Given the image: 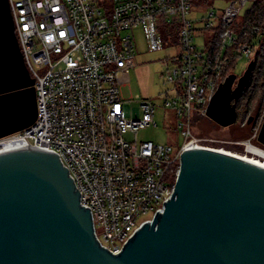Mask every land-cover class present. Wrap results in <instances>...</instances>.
Wrapping results in <instances>:
<instances>
[{
    "label": "built area",
    "instance_id": "1",
    "mask_svg": "<svg viewBox=\"0 0 264 264\" xmlns=\"http://www.w3.org/2000/svg\"><path fill=\"white\" fill-rule=\"evenodd\" d=\"M248 1L231 0L219 14L200 18L218 31L204 47L195 41L197 0H9L25 62L35 79L38 115L33 124L0 138L22 150L56 153L69 169L82 206L90 207L99 243L114 254L172 197L184 152L213 147L198 135L195 115H206L219 86L229 48L247 57L254 42L234 28ZM159 20L177 38L179 53L167 69L174 93L164 105L177 110L183 143L172 146L127 138L155 123L156 104L145 97L133 116L117 73L137 65L136 37L150 49L164 47ZM138 102V101H136ZM257 146L252 139L237 141ZM264 150V148L259 147ZM175 177V179H174Z\"/></svg>",
    "mask_w": 264,
    "mask_h": 264
},
{
    "label": "water",
    "instance_id": "2",
    "mask_svg": "<svg viewBox=\"0 0 264 264\" xmlns=\"http://www.w3.org/2000/svg\"><path fill=\"white\" fill-rule=\"evenodd\" d=\"M254 59L229 74L206 115L237 121L236 101ZM35 79L25 62L9 0H0V138L33 124ZM252 116L249 118V122ZM258 140L264 145V121ZM163 213L114 254L97 240L69 169L56 153L0 155V264H264V168L210 148L183 153Z\"/></svg>",
    "mask_w": 264,
    "mask_h": 264
},
{
    "label": "rangeland",
    "instance_id": "3",
    "mask_svg": "<svg viewBox=\"0 0 264 264\" xmlns=\"http://www.w3.org/2000/svg\"><path fill=\"white\" fill-rule=\"evenodd\" d=\"M230 2L231 0H197V5L190 16L199 19L195 21L197 28L195 41L200 48H204L216 34L215 29L204 28L207 19L200 21V18L208 16L211 10H215L217 16L211 18V21L214 22V26H218L219 14ZM252 4L253 1H248L241 9V13L234 24L237 32L243 29L244 13ZM159 26L165 40L164 47L159 50L150 49L143 32L138 29L136 37L137 65L118 71L117 76L122 84L124 95L135 97L138 101L127 106L126 114L128 117L133 116V112L139 110L138 105L142 97L148 98L156 104L154 117L156 124L152 122L141 127L135 133H128L127 138L137 142L152 140L156 143H167L172 146L171 154L174 156L179 151L184 138L179 127L180 117L177 110L165 106L164 101L174 93V82L167 80V69L173 65L174 56L179 53L180 45L177 38L173 37V34L170 35L168 28L160 20ZM247 65L248 57L244 55L238 59L236 73L241 75ZM250 116H252V120L248 123L247 119ZM245 117L246 120H239L230 126L219 125L207 117L201 118L198 120V135L203 138H211V140L204 142L213 147H224L241 154H246V146L238 144L237 141L252 139L257 146L264 148L258 140L264 121V102L261 111H258L257 106H255L246 113ZM260 160L264 162V158L261 156Z\"/></svg>",
    "mask_w": 264,
    "mask_h": 264
},
{
    "label": "trees",
    "instance_id": "4",
    "mask_svg": "<svg viewBox=\"0 0 264 264\" xmlns=\"http://www.w3.org/2000/svg\"><path fill=\"white\" fill-rule=\"evenodd\" d=\"M244 27L240 31V40L254 42L253 53L248 57V63L254 59V67L251 79L239 99L236 101L239 120H246V113L253 107L257 106V110L261 111L264 102V0H254L250 8H248L243 16ZM218 31H216V34ZM234 48L227 50V58L224 63L223 71L219 79V83L223 81L229 74L236 72L238 59L243 55L233 52ZM247 67V66H246ZM209 118L207 115L196 114L195 122L198 127V120L201 118ZM250 118V117H249ZM249 118L247 122H249ZM211 119V118H210ZM214 121V120H213ZM236 121V122H237ZM235 122V123H236ZM261 143V142H260ZM262 144V143H261ZM241 145V144H240ZM263 145V144H262ZM264 146V145H263ZM175 179V177H174Z\"/></svg>",
    "mask_w": 264,
    "mask_h": 264
},
{
    "label": "bare ground",
    "instance_id": "5",
    "mask_svg": "<svg viewBox=\"0 0 264 264\" xmlns=\"http://www.w3.org/2000/svg\"><path fill=\"white\" fill-rule=\"evenodd\" d=\"M206 148H210V147H206ZM249 148H250V153H255V154L264 158V150L263 149H261L259 147H255L253 145L252 146L250 145ZM210 149L217 150V151L223 152L225 154H229V155L241 158L243 160L249 161L253 164L259 165V166L264 168V162L261 161L260 159H258L256 156H252V155L249 156L250 154H248V155L247 154H241V153L229 150V149H225L224 147H222V148L221 147H211ZM20 150H22V147L18 141L5 142V143L0 145V155L5 154V153L20 151Z\"/></svg>",
    "mask_w": 264,
    "mask_h": 264
}]
</instances>
